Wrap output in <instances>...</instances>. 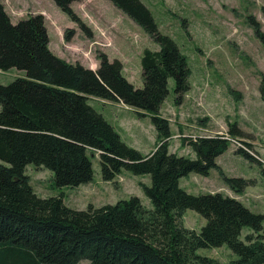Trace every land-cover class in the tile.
I'll return each mask as SVG.
<instances>
[{
  "label": "trees",
  "instance_id": "trees-1",
  "mask_svg": "<svg viewBox=\"0 0 264 264\" xmlns=\"http://www.w3.org/2000/svg\"><path fill=\"white\" fill-rule=\"evenodd\" d=\"M51 1L90 34L71 7L79 0ZM109 1L160 46L142 52L141 87L124 76L119 59L110 60L104 52L97 54L96 69L58 57L50 51L43 14L13 23L0 0V70L11 67L26 73L0 84V264H221L196 250L223 244L237 256L229 264H264V213H254L221 192L190 194L178 183L190 173L208 176L218 168L216 157L229 146L223 136H210L190 141L195 158L169 151L170 124L160 110L170 78L176 105L190 89L186 56L158 30L141 0ZM253 25L264 44V34ZM73 34L66 31L62 38L69 41ZM259 89L264 99V79ZM91 97L121 102L138 117L148 116L159 144L148 155L126 144L88 103ZM234 126L230 135L235 134ZM236 153L260 164L242 148ZM96 154L105 181L123 170L148 174L150 184L140 185L152 208L130 196L78 210L67 206L61 195L40 198L25 174L31 163L50 170L56 186L78 187L92 180L91 159ZM223 180L236 193L251 181L227 176ZM191 208L206 220L199 231L181 223ZM244 226L254 234L242 241Z\"/></svg>",
  "mask_w": 264,
  "mask_h": 264
},
{
  "label": "rangeland",
  "instance_id": "rangeland-1",
  "mask_svg": "<svg viewBox=\"0 0 264 264\" xmlns=\"http://www.w3.org/2000/svg\"><path fill=\"white\" fill-rule=\"evenodd\" d=\"M141 1L151 11L158 30L171 37L186 56L191 70L190 89L183 102L174 103V80L170 78L168 94L161 106V114L170 124L169 151L195 158V151L189 145L191 140L225 136L229 141L227 150L216 157L217 169L212 168L208 176L190 173L179 182L181 187L190 194H228L252 212L264 213L261 172L264 170V99L259 89L264 79V44L253 27L254 22L264 34V0ZM2 3L13 23L32 14H43L50 51L58 57L89 67L93 62L98 64L97 54L104 52L110 60L116 58L122 62L124 76L135 87L143 85L139 60L143 50L160 49L157 42L109 0H79L71 4L89 35L51 0H2ZM69 30L74 34L67 41L62 37ZM25 76V71L17 68L0 70V84ZM88 103L121 132L126 144L140 153L159 144L157 131L148 116L138 117L134 109L121 102L94 97ZM231 124L235 125L234 135L228 131ZM239 148L245 149L261 165L237 154ZM91 160L92 180L78 187L56 186L50 170L31 163L26 165L25 174L40 198L61 195L67 206L78 210L89 204L97 207L130 196H138L146 209L152 208L140 185L150 184L148 174L136 175L123 170L112 181H105L98 155ZM224 176L251 181L241 193H236L224 182ZM205 222L192 208L185 210L181 220L184 227L195 231ZM263 229L264 220L262 234ZM249 233H253L252 228L244 226L240 239L244 241ZM262 238L264 242V234ZM196 254L221 264L237 258L226 244L198 248ZM79 264L87 262L82 260Z\"/></svg>",
  "mask_w": 264,
  "mask_h": 264
},
{
  "label": "crops",
  "instance_id": "crops-1",
  "mask_svg": "<svg viewBox=\"0 0 264 264\" xmlns=\"http://www.w3.org/2000/svg\"><path fill=\"white\" fill-rule=\"evenodd\" d=\"M50 48V47H49ZM50 50H51V48H50ZM94 64L93 65H90L89 66V68H91V69H96L97 68V62H93ZM127 78V77H126ZM128 79V78H127ZM129 80V79H128ZM130 81V80H129ZM91 98H94V97H91ZM160 112H161V110H160ZM121 132H119V134H120ZM120 136H121V138H122V134H120ZM157 141V140H156ZM154 150V148H147L146 150H143V151H141V153L142 154H144V155H148V154H150L152 151ZM221 155V154H220ZM217 157H219V156H217ZM218 164V163H217ZM183 179V177L182 178H180V180H179V182H181V180ZM178 182V183H179ZM179 185H180V183H179ZM181 186V185H180Z\"/></svg>",
  "mask_w": 264,
  "mask_h": 264
},
{
  "label": "built area",
  "instance_id": "built-area-1",
  "mask_svg": "<svg viewBox=\"0 0 264 264\" xmlns=\"http://www.w3.org/2000/svg\"><path fill=\"white\" fill-rule=\"evenodd\" d=\"M224 138H226L225 136H223ZM227 139V138H226ZM228 140V139H227ZM236 143H238V141L237 140H234ZM239 144V143H238ZM240 146H241V144H239ZM242 147H244V146H242ZM245 150V149H244Z\"/></svg>",
  "mask_w": 264,
  "mask_h": 264
}]
</instances>
